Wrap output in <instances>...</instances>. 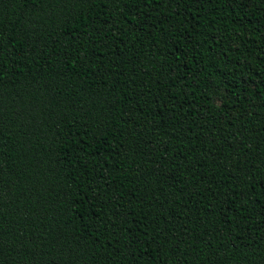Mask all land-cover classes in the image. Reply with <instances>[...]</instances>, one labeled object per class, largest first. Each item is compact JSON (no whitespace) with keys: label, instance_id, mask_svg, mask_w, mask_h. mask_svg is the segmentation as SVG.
<instances>
[{"label":"trees","instance_id":"16d2710c","mask_svg":"<svg viewBox=\"0 0 264 264\" xmlns=\"http://www.w3.org/2000/svg\"><path fill=\"white\" fill-rule=\"evenodd\" d=\"M0 264H264V0H0Z\"/></svg>","mask_w":264,"mask_h":264}]
</instances>
